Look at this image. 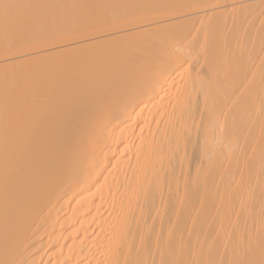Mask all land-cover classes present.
Here are the masks:
<instances>
[{
	"label": "bare ground",
	"instance_id": "bare-ground-1",
	"mask_svg": "<svg viewBox=\"0 0 264 264\" xmlns=\"http://www.w3.org/2000/svg\"><path fill=\"white\" fill-rule=\"evenodd\" d=\"M0 264H264V0H0Z\"/></svg>",
	"mask_w": 264,
	"mask_h": 264
},
{
	"label": "rangeland",
	"instance_id": "rangeland-1",
	"mask_svg": "<svg viewBox=\"0 0 264 264\" xmlns=\"http://www.w3.org/2000/svg\"><path fill=\"white\" fill-rule=\"evenodd\" d=\"M6 1V0H5ZM42 1V0H41Z\"/></svg>",
	"mask_w": 264,
	"mask_h": 264
}]
</instances>
